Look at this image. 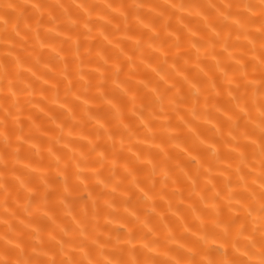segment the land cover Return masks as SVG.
Instances as JSON below:
<instances>
[{"label":"clouds","instance_id":"obj_1","mask_svg":"<svg viewBox=\"0 0 264 264\" xmlns=\"http://www.w3.org/2000/svg\"><path fill=\"white\" fill-rule=\"evenodd\" d=\"M0 264H264V0H0Z\"/></svg>","mask_w":264,"mask_h":264}]
</instances>
